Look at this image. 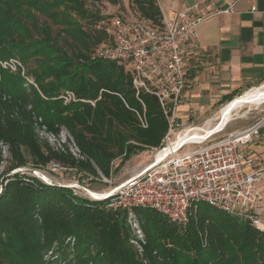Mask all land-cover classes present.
I'll return each instance as SVG.
<instances>
[{
    "label": "trees",
    "instance_id": "trees-1",
    "mask_svg": "<svg viewBox=\"0 0 264 264\" xmlns=\"http://www.w3.org/2000/svg\"><path fill=\"white\" fill-rule=\"evenodd\" d=\"M131 1L136 18L161 25L156 0ZM86 2L0 0V59L20 60L35 83L0 67V145L10 160L4 174L29 161L32 169L52 161L110 178L132 155L158 147L167 131L157 97L141 90L136 97L129 66L93 57L109 32ZM38 14L59 30L53 33ZM63 90L77 100L64 104ZM42 125L54 135L68 133L79 156L49 144ZM107 201L19 171L7 175L0 180V264H264V231L206 203L185 225L152 208H131L139 240L129 210Z\"/></svg>",
    "mask_w": 264,
    "mask_h": 264
},
{
    "label": "built area",
    "instance_id": "built-area-1",
    "mask_svg": "<svg viewBox=\"0 0 264 264\" xmlns=\"http://www.w3.org/2000/svg\"><path fill=\"white\" fill-rule=\"evenodd\" d=\"M251 10H255L254 5ZM229 12H233V2L220 8L215 6L214 0H200L172 11L168 16L162 12L161 25L143 18H128L122 13L111 14L107 18L109 43L92 53L95 58L128 65L136 97L140 90L155 95L168 121L159 146L150 148L146 162L132 170L127 178L102 191L104 194L98 198L92 197L88 188H83L88 195L86 198L107 199V207L128 209L130 225L139 240H142V233L130 213V209L137 206L155 209L175 224L185 225L196 212L198 203L204 202L264 231V156L243 150L255 140L264 139V115L246 126L212 137L224 127L205 132L197 124L182 125L175 114L186 84V42L194 36L201 21ZM0 67L19 72L35 85L17 58L0 59ZM58 98L64 104L77 100L70 90L61 91ZM137 115L139 124L146 127L145 116ZM192 115V112L188 113V117L192 118ZM195 129L204 134L198 139L185 137L176 143L180 134H191ZM39 133L54 148H67L79 156L71 136L65 131L54 135L42 125ZM116 161L120 158L112 161L113 167L117 165ZM46 167L53 173L81 172L87 180L98 178L52 161ZM32 171L44 183H51L39 170ZM77 185L67 186L76 194L75 189L81 188ZM131 241L137 244L135 240Z\"/></svg>",
    "mask_w": 264,
    "mask_h": 264
},
{
    "label": "crops",
    "instance_id": "crops-1",
    "mask_svg": "<svg viewBox=\"0 0 264 264\" xmlns=\"http://www.w3.org/2000/svg\"><path fill=\"white\" fill-rule=\"evenodd\" d=\"M197 1L178 0L177 7L182 9ZM230 2L233 12L201 21L186 42V84L175 110L182 125L207 118L244 90L264 82V0H214L220 8ZM252 5L255 10H251ZM254 142L255 147L245 151L264 152V139ZM148 155L137 163L135 160L132 170L144 164Z\"/></svg>",
    "mask_w": 264,
    "mask_h": 264
},
{
    "label": "rangeland",
    "instance_id": "rangeland-1",
    "mask_svg": "<svg viewBox=\"0 0 264 264\" xmlns=\"http://www.w3.org/2000/svg\"><path fill=\"white\" fill-rule=\"evenodd\" d=\"M156 1H157V4L159 2L161 9L167 16L170 14L171 11H176L178 9L177 7L178 0H156ZM86 5L91 9L99 10V13L103 16V19H104L101 24L105 26L107 29H108L107 18L111 16V14L123 12L128 18H136V16L138 15L137 12H134L136 7L134 4H132L131 0H97L95 2L87 0ZM38 19L41 22L48 23L51 26L53 33H56L59 30V25L54 24L51 19L44 17L40 14H38ZM33 65L34 64L32 61H29L27 63L28 68H30ZM9 71L11 72L12 70L9 69ZM27 76L31 78V76L29 75ZM262 85L260 87H255L245 92L244 94H242L243 92H241L242 95L238 94L233 99L226 102V104H224L221 107V109L217 108L212 113L207 115V118H204L203 120H197L195 124L202 126L201 129H203L205 132L217 131V130H220L222 127H224L219 133H216L212 136V137H218V136L223 135L226 131H229L234 128H241L243 126H246L254 122L258 118H260L262 115H264V95L262 94V96H259V97L254 95L255 91L263 90ZM250 91H253V92L249 93ZM247 93H249V95L246 96L245 99H242ZM237 99H240L239 102L233 105L232 107H230V109L226 112V114H224L223 112H225L224 109L227 107V105L234 102ZM204 131H200V130L195 131L192 135H189L188 137L192 139H196V138L198 139L200 138V135L204 134L203 133ZM251 146L255 147V142L244 147L243 150H247V148H250ZM0 149L3 155V160L0 163V180H1L7 175L15 173L12 171L18 168H14L10 170L9 173L4 174L5 170L10 166V160H9V156L6 150V146L0 145ZM150 153L151 152H147V154H145V153L139 152L137 154H134L133 158H131L132 157L131 156L121 167L113 171L111 174V177L107 179L103 176L102 177L99 176L97 179L93 178L91 180H87L81 172H76V174H73V172L71 171L53 173V172H50L46 166L36 168V170H39L40 173L48 177L49 180H51L50 184H60V185L67 186L69 184L77 183L78 185L76 187L80 186L81 188L75 189L76 195H79L82 197H88V195L85 193L83 188H88L89 192L93 194H97V195L104 193L102 191H106L110 187L117 185L118 183H120L122 180H124L130 175L132 169L134 168L135 160H137L136 161L137 163L139 160L144 158L145 155L147 156ZM261 154H263L264 156V152H261ZM115 164H118V162L116 161ZM20 170H19L20 173H24L25 175L34 176L40 179L39 177L34 175L33 172L30 171L32 170V165L30 161L25 167H21ZM71 190L73 191V189ZM204 204H205L204 202H199L198 206L202 207L204 206ZM47 254H48V258H53L54 256V255H51L52 253L50 254V252H48ZM53 264H56V263H53Z\"/></svg>",
    "mask_w": 264,
    "mask_h": 264
},
{
    "label": "bare ground",
    "instance_id": "bare-ground-1",
    "mask_svg": "<svg viewBox=\"0 0 264 264\" xmlns=\"http://www.w3.org/2000/svg\"><path fill=\"white\" fill-rule=\"evenodd\" d=\"M262 89H263L262 91H255V92H254V95L257 96V97L262 96V94L264 95V84L262 85ZM251 92H253V91H250L249 93H251ZM249 93H247V94L244 96V98H242V99H245L246 96L249 95ZM239 100H240V99H237V100H235L234 102L228 104L227 107H226L227 110H226V108H225V109H224L225 112H223V113L226 114V112L230 109V107H232L233 105L237 104V103L239 102ZM220 122H221V121H220ZM195 131H199V129H195L191 134H189V133H187V132H184L183 134H180L179 137H178V139H177V141H176V143H179L183 138L188 137L189 135H192ZM202 134H203V133H202ZM201 136H202V135H200V137H201ZM191 139H192V138H191ZM196 139H197V138H196ZM102 194H104V193H102ZM102 194H100V195H102ZM90 195H91L92 197H94V198L102 197V196H100L99 194L97 195V194H93V193H91V192H90Z\"/></svg>",
    "mask_w": 264,
    "mask_h": 264
},
{
    "label": "water",
    "instance_id": "water-1",
    "mask_svg": "<svg viewBox=\"0 0 264 264\" xmlns=\"http://www.w3.org/2000/svg\"><path fill=\"white\" fill-rule=\"evenodd\" d=\"M31 172H33L32 170H30Z\"/></svg>",
    "mask_w": 264,
    "mask_h": 264
}]
</instances>
